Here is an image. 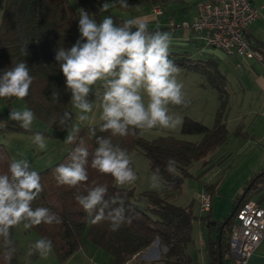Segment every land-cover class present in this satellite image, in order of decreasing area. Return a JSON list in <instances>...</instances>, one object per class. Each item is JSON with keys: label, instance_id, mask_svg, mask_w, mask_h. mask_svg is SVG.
<instances>
[{"label": "trees", "instance_id": "16d2710c", "mask_svg": "<svg viewBox=\"0 0 264 264\" xmlns=\"http://www.w3.org/2000/svg\"><path fill=\"white\" fill-rule=\"evenodd\" d=\"M107 1L0 0V74L20 61L24 60L27 63L33 83L24 103L45 123L47 134L55 139L64 141L67 136V129L59 125L60 117L65 111L73 115L66 80L55 56L58 48L70 49L80 38L79 9L83 8L87 11L97 23L106 16H111L117 24L133 18L120 17L110 8L104 11L102 5ZM171 1L173 0H127L129 7L124 9L140 10L149 3L151 8L163 9V6L170 4ZM115 6L121 7L119 4ZM148 30L165 32L166 29L148 27ZM245 38L249 46L262 55L261 63L264 64L262 46L253 44L246 35ZM25 43H28L27 56L21 51ZM169 53V59L178 67L203 73L220 93L222 91L226 93L224 86L220 88L218 85V82H224L225 78L219 72L216 63L210 60H196L184 51L169 50ZM54 92L58 93L57 102L52 97ZM13 122L0 114V134L9 130H24L19 124L13 125ZM101 124L102 122L82 127L77 140V143L86 147L90 153L86 182L77 188H69L58 185L55 179L54 169L67 161L75 144L57 162L38 172L43 191L33 202V208H48L60 218L61 223L40 224L31 229L37 234L38 239L51 240V254L60 262L68 260L82 247L85 235L91 243L110 255L111 264H144L143 260H135V262L132 260L156 241L159 257L146 262L147 264H193L187 246L191 242L193 223L200 219L204 220V216L199 210V214H195L191 207L176 205L172 199L181 193L184 178L189 175V167L195 161L204 160L207 155L220 150L227 143L229 132L222 114H217L211 127L187 116L183 118L181 133L199 135L200 139L196 142L178 138L168 132L152 140L141 137L139 130L135 136H111L110 132L99 131ZM90 127L96 129L97 136L111 138L114 145H118L127 153L138 149L148 160L149 168L153 173L157 167L159 168L163 188L160 191L149 190L136 194L133 188L118 187L111 175L93 169L92 154L98 145L95 137L90 135ZM170 158L176 162L175 173L166 170V162ZM11 162L8 152L0 143V173H6ZM97 185L108 188V197L118 193L123 198L126 215L132 217L130 224L125 223L117 231H112L107 220L92 223V219L87 216L75 197L77 194H86L89 188ZM216 186L217 184H206L205 189L211 192ZM258 193H264V169L254 173L246 182L241 194L236 197L228 217H224L220 222H210L215 226V236L210 237L206 245L208 257L206 264H233L234 259L229 246L231 226L236 222L241 206L253 200ZM141 198L145 200L144 206H140L138 202ZM210 223L208 222L209 226ZM10 239L16 249L10 264H23L13 229ZM5 252L3 240L0 239V264H9L4 259ZM38 258V254L31 257L32 260Z\"/></svg>", "mask_w": 264, "mask_h": 264}, {"label": "clouds", "instance_id": "9594fccd", "mask_svg": "<svg viewBox=\"0 0 264 264\" xmlns=\"http://www.w3.org/2000/svg\"><path fill=\"white\" fill-rule=\"evenodd\" d=\"M116 4L129 7L127 0H114L112 4L104 3L102 9L107 11ZM78 30L80 38L70 49L58 48L55 59L71 91L70 103L78 110L79 122L91 123L94 117L88 114L96 105L101 109L99 131L110 132L111 136H135L137 130L146 132L155 128L174 130L182 125V118L170 113L169 107L187 104L184 85L177 79L180 69L169 59L170 33L149 31L147 24L138 18L117 24L111 16H106L97 23L83 8L79 9ZM27 45L21 48L24 56L28 55ZM32 83L27 63L20 61L0 74V99L23 100ZM93 87L96 100L90 102L88 96ZM52 97L58 101V93L54 92ZM9 119L28 131L36 116L31 109L24 108L12 110ZM72 119L69 111L59 119L61 128L67 129L64 143L76 146L54 173L58 185L77 188L88 180L90 153L77 143L80 127L73 124ZM89 132L98 145L92 154L91 167L111 175L118 187L134 184L137 175L126 150L114 145L111 138L97 136L94 127H90ZM32 142L42 151L47 148L46 138L40 132L34 133ZM175 163L172 158L166 162L169 173H175ZM161 180L157 167L151 177V187L158 188ZM42 191L40 175L31 170L27 158L13 159L8 171L0 173V239L6 248L4 259L9 264L16 251L10 239L11 229L19 225L28 230L40 224L61 223L48 208H33V202ZM107 194L106 186L97 185L86 194H77L75 199L92 223L107 220L111 230L117 231L125 223L130 224L132 217L126 215L124 200L118 193L111 197ZM51 252V240L40 238L31 245L29 255L46 258Z\"/></svg>", "mask_w": 264, "mask_h": 264}, {"label": "rangeland", "instance_id": "374dc122", "mask_svg": "<svg viewBox=\"0 0 264 264\" xmlns=\"http://www.w3.org/2000/svg\"><path fill=\"white\" fill-rule=\"evenodd\" d=\"M184 1L187 4L180 3V0H173L170 4H165L163 9L160 7L162 12L156 16V19L161 22L164 21L163 24L168 23L169 19H175L178 25H182L183 21H189L185 19L191 20L190 13L193 10V1ZM113 2V0L107 1L109 4ZM75 7L76 9L78 8L77 5ZM110 9L120 17L149 15L150 11H152L150 3L145 4L140 10L131 11L116 6L110 7ZM148 25L152 27L155 24L149 23ZM177 48L176 46H170L169 50L179 52ZM251 62L256 68H259V65L261 66V63L256 59H251ZM231 64L232 61L228 63V60L221 62V67L228 69V82L225 85L226 93H223V91L220 93L217 87L208 81L203 73L187 71L179 67L180 73L177 79L184 85L183 91L187 104L186 106H169L170 113L179 115L182 120L187 116L200 121L208 127L214 124L218 113H221L222 118L226 121L229 132L227 143L220 150L207 155L204 160L195 161L189 167V175L184 178L181 193L172 199V202L176 205L191 207L195 214H199V195L203 191H206L204 185L209 183L217 184L218 191L211 192L212 212L201 213L204 216V220L206 218H213L219 221L223 217H228L231 214L235 199L240 193H236L235 190L238 184L242 182L244 174L246 175L248 173V166L256 158V154L259 151L252 143L264 146V139L259 142L254 136L258 131L257 126L260 122L258 119L264 115V108L260 106L262 100L257 97L259 92L256 88H252L253 85L248 75L245 74V76H242L238 74L230 66ZM218 83L219 87L223 88V83L220 81ZM95 91L96 88L93 87L89 93L88 100L90 102H95L96 100ZM68 95L71 100L72 94L70 90H68ZM9 100L0 99V114L8 119L12 110L27 108L24 99L18 100L13 97L10 102ZM72 112V123L79 124L81 128L85 125H95L102 122L100 120L101 109L96 105L93 107V112L88 114L90 117H94L91 123L79 122L76 119L78 110L72 107ZM3 122L6 121L3 120ZM14 124L18 123L13 122ZM36 132L42 133L46 138L47 148L43 151L32 142V136ZM47 132L48 129L45 123L36 117L31 130H9L0 134V143L8 152L11 160L27 158L30 161L31 170L40 172L57 162L72 147L69 144H65L62 140L51 137ZM167 132L174 134L178 138L193 142L200 139V136L196 134H182L181 125L177 126L174 130L155 128L146 132L139 131V135L144 139L152 140ZM243 135L245 138H242ZM243 143H246L245 147L240 148V145ZM252 148L254 149L250 153ZM257 148L261 147L259 146ZM20 154H23V156ZM128 155L132 161L131 166L137 175V180L134 184L124 187L133 188L136 194L149 190L160 191L163 188L162 182H160L158 188L154 189L151 187L153 172L150 170L148 160L145 156L138 149L131 150ZM205 161L206 164H204ZM138 202L140 206H144L145 204V200L142 198ZM200 220L193 223L191 242L187 246V252L191 256L193 264L207 263L206 245L208 236L210 233L212 235V232L215 233L213 228L206 227L203 221L201 220L202 222H200ZM13 235L18 242L23 264H111L110 255L96 247L85 235L83 236L82 247L73 257L65 262L58 261L51 253L46 258L39 256L38 259L32 260V255H29V251L31 245L38 240L37 234L32 229L25 230L23 225H19L13 228ZM200 238L204 241L203 246L200 245ZM152 246H154V256H152L154 257L153 260H155L159 254L158 244L154 243ZM135 260L137 259H133L132 262H135Z\"/></svg>", "mask_w": 264, "mask_h": 264}, {"label": "built area", "instance_id": "2783aa9c", "mask_svg": "<svg viewBox=\"0 0 264 264\" xmlns=\"http://www.w3.org/2000/svg\"><path fill=\"white\" fill-rule=\"evenodd\" d=\"M161 12L160 7L152 10L154 16ZM259 16V8L254 7L249 0H206L196 3V17L193 21L190 24L183 22L182 25L191 29L204 45L221 50L231 60L241 58L261 62L262 55L251 48L245 38L247 28ZM210 209L211 194L203 191L199 195V211L206 213ZM262 239L264 207L255 200H249L241 206L236 222L231 226L229 246L233 264H247ZM155 243L158 244L157 241ZM134 259L143 260L144 264L153 260L148 253H140Z\"/></svg>", "mask_w": 264, "mask_h": 264}, {"label": "crops", "instance_id": "0c3cea01", "mask_svg": "<svg viewBox=\"0 0 264 264\" xmlns=\"http://www.w3.org/2000/svg\"><path fill=\"white\" fill-rule=\"evenodd\" d=\"M192 1H193V3H192L193 10L190 13L191 14V20L185 19V20H189V21H185L189 24L196 17V3L199 1H206V0H192ZM249 1L251 2V4L254 7L259 8L260 16L256 21H254V23H252L247 28L245 35L253 44H260L262 46V50H264V0H249ZM180 3L187 4V2L184 0H180ZM152 10H153V8H152ZM133 18H138V19L142 20L143 22H145L147 24V27H149V25H148L149 23H152L153 25L155 24L154 26H152L150 28H165L166 29L165 32L170 33L172 36L171 46L178 47L177 49L179 50V52L184 51L190 57H192L196 60H200V61L210 60V61L216 63L219 72L225 78L224 82L222 81L225 89H226L225 85H227V82H228V79H227L228 69H226V68L223 69L221 67V62L228 60V63H231V61H232V64L230 66L233 67L238 72V74H240L242 76H245V74L248 75V77L251 80V83L253 85L252 88H256L259 92L257 97H258V99L261 98V100H262L260 102V106L262 108H264V64H262L260 62L261 66L259 65V68H256L252 64L251 59H249V60H243L241 58H237L234 60L229 59L221 50H218V49L204 45L197 38V36L194 34V32L191 31V29L183 27V25H178L177 22L175 21V19H169L168 23L163 24L164 21L161 22V21L157 20L156 19L157 17L154 16L152 11H150L149 15H140V16L138 15V16L133 17ZM253 91H254V89H253ZM258 121H260L258 123L259 125L257 126L258 131H257V134H254V136H255V138H257V140L259 142H261V140L264 139V115H262L258 119ZM80 129H81V127H80ZM242 138H245V136L243 135ZM246 141H249V140H246ZM245 144L246 143H243L242 145H240V148L241 147L244 148ZM252 144H254L253 146L256 149H258L259 151H258V154H256V158L248 166V168H249L248 173L246 175L244 174L242 182L238 184V187L235 190L236 193L240 192L239 194H241V192L243 190V187H244L243 184H246V182L250 179V177L254 173H257L261 169H264V146H261L260 144L257 145L256 143H252ZM73 145H69V146H73ZM259 146L261 148H257ZM253 149L254 148H252L250 153L253 151ZM209 184H211V183H209ZM217 187H218V185L211 192L218 191ZM211 192H209V193L211 194ZM253 200L257 201L262 207H264V193L256 194L255 197L253 198ZM211 209H212V204H211ZM211 209L209 210L210 212H212ZM198 210H199V201H198ZM205 217H207V216H205ZM221 220L218 221V220H215L213 218L212 219L206 218V220H202V221L206 227L213 228L215 230V226L213 225V223H210V222H220ZM202 221L200 220V222H202ZM208 222L210 223V226L208 225ZM213 236H215L214 232H212V235L210 233V235L208 237L210 238ZM200 245H202V246L204 245V241L201 238H200ZM153 247L154 246L149 247L146 251L141 253V255H143L144 253H146V254L148 253L149 257L154 258L153 257L154 256L153 255L154 254ZM158 250H159V248H158ZM247 264H264V239L261 240L257 249L249 257Z\"/></svg>", "mask_w": 264, "mask_h": 264}, {"label": "water", "instance_id": "95a60500", "mask_svg": "<svg viewBox=\"0 0 264 264\" xmlns=\"http://www.w3.org/2000/svg\"><path fill=\"white\" fill-rule=\"evenodd\" d=\"M133 31H135V29H133Z\"/></svg>", "mask_w": 264, "mask_h": 264}]
</instances>
